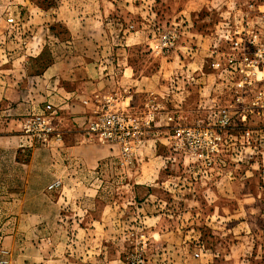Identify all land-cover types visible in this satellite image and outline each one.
I'll return each instance as SVG.
<instances>
[{"label": "rangeland", "instance_id": "rangeland-1", "mask_svg": "<svg viewBox=\"0 0 264 264\" xmlns=\"http://www.w3.org/2000/svg\"><path fill=\"white\" fill-rule=\"evenodd\" d=\"M263 12L0 0V264H264L258 81L228 61Z\"/></svg>", "mask_w": 264, "mask_h": 264}, {"label": "built area", "instance_id": "built-area-1", "mask_svg": "<svg viewBox=\"0 0 264 264\" xmlns=\"http://www.w3.org/2000/svg\"><path fill=\"white\" fill-rule=\"evenodd\" d=\"M262 28H243V37L241 42H235V48L238 53L235 58H229L230 63H237L239 72L243 73L248 78L250 83V76L255 77L258 81V91L253 97V110L256 114L264 120V12L262 18ZM241 44V46H240ZM257 75H260L257 78ZM47 110H51L49 105L46 106ZM32 126L39 128L33 131L32 136H37L44 140V136L52 132V128L45 122V117L36 115L31 119ZM4 254L7 252L3 251ZM1 263H7L2 260Z\"/></svg>", "mask_w": 264, "mask_h": 264}, {"label": "crops", "instance_id": "crops-1", "mask_svg": "<svg viewBox=\"0 0 264 264\" xmlns=\"http://www.w3.org/2000/svg\"><path fill=\"white\" fill-rule=\"evenodd\" d=\"M18 92H20L19 94H21L19 97L21 99H23V100L26 101V98H24V96H26V92L15 91L14 89H6V91H5L6 95H9L10 96V99H13V96L16 95V93L18 94ZM4 141H5L4 139L1 140L2 143H4ZM33 153H34L33 156L30 157V160H29V167H31L32 166V163L34 162L36 149L33 150ZM30 173H31V170H29V173L26 171V173L24 174V178L27 179L30 176ZM18 177H20L21 179H23V173L19 174ZM20 184H21V180H20ZM25 184H26V182L23 181V185L24 186H25ZM22 190H25V189H22ZM18 201L21 202L22 200L19 199Z\"/></svg>", "mask_w": 264, "mask_h": 264}]
</instances>
